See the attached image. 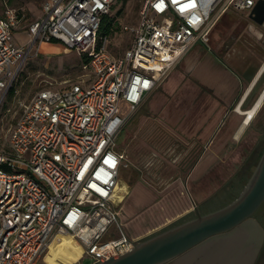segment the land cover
<instances>
[{"label":"built area","instance_id":"2783aa9c","mask_svg":"<svg viewBox=\"0 0 264 264\" xmlns=\"http://www.w3.org/2000/svg\"><path fill=\"white\" fill-rule=\"evenodd\" d=\"M117 1L45 0L23 45L14 32L24 16L9 6L0 15V105L36 45L76 50L94 75L88 87L76 82L36 92L0 148V264H50L66 237L90 264L135 247L118 210L126 194L118 189L125 158L119 135L190 48L208 42L225 13L250 14L259 0H142L137 24L123 27L131 45L115 56L100 28Z\"/></svg>","mask_w":264,"mask_h":264},{"label":"rangeland","instance_id":"374dc122","mask_svg":"<svg viewBox=\"0 0 264 264\" xmlns=\"http://www.w3.org/2000/svg\"><path fill=\"white\" fill-rule=\"evenodd\" d=\"M44 1L0 0V15L9 6L24 16L14 32L16 45L28 42L25 28L41 16ZM141 7L142 0H118L107 14L117 27L109 35L108 45L115 56L123 55L130 47L132 35L123 27L137 24ZM247 24L246 12L225 13L213 27L208 42L199 40L190 48L119 135L117 148L125 158L118 189H129V193L118 210L126 232L137 237L138 243L173 224L194 205L221 208L234 185L254 172L258 164L264 147L257 144L264 133V108L242 128L244 117L235 110L247 86L238 85L229 101L210 87V80L216 77L212 69L220 61L241 73L263 66L264 38L250 34ZM44 44L36 45L29 53L0 105V148L7 144L22 105L36 92L76 82L88 87L94 76L84 69L85 59L76 50H66L60 44H45L42 48ZM263 88L264 78L244 108L253 105ZM120 108L124 114L131 112L125 102ZM254 218L257 224L250 225V229L264 236V204ZM111 231L117 235L114 227ZM70 247L59 255L53 247L52 259L57 257L53 264H61L62 260L68 264L92 262L85 254L76 258V247ZM256 264H264V250Z\"/></svg>","mask_w":264,"mask_h":264},{"label":"water","instance_id":"95a60500","mask_svg":"<svg viewBox=\"0 0 264 264\" xmlns=\"http://www.w3.org/2000/svg\"><path fill=\"white\" fill-rule=\"evenodd\" d=\"M250 18L264 24V0L258 1ZM263 203L264 151L250 179L230 203L145 239L127 253L110 254L99 264H228L222 260L226 257L229 264H253L258 247L246 241L250 223L256 224L254 214Z\"/></svg>","mask_w":264,"mask_h":264},{"label":"crops","instance_id":"0c3cea01","mask_svg":"<svg viewBox=\"0 0 264 264\" xmlns=\"http://www.w3.org/2000/svg\"><path fill=\"white\" fill-rule=\"evenodd\" d=\"M25 29H27V26H26ZM27 34H28V31H27ZM54 46H56V45L54 44ZM55 48H57V47H55ZM261 67L259 68V66H258L256 68H253L249 72L241 73V72H237L235 70H232L231 68H229L227 65H225L223 62L220 61L218 64H216V66H214V69H212L213 71H215L216 77L214 78V80H212V81L210 80V84L212 85L210 87L212 89H214L219 94L220 97L225 98L226 100L229 101V100L232 99V97L234 95L235 88H237L238 85L244 83L247 86V91H246V95L248 94V96L246 97V101H247L251 97V92H249V91L251 90V88L254 85H256L258 83V81H259L258 79L260 78L261 74L264 71V66L262 67V69H261ZM170 74H169V76H170ZM178 77L179 76H177L176 81H177ZM169 84L171 85L172 82H170ZM233 120H235V118L231 119L230 122H233ZM124 192L126 193L125 194V197H126V195L129 193V189H127V191H124ZM195 206L197 207V209L200 208L199 206L194 205V208L189 209L188 211H186L184 213V215L185 214H190V212L191 213L193 212V214H195V212H196ZM131 237H133V236H131ZM133 238L138 239L137 237H133Z\"/></svg>","mask_w":264,"mask_h":264},{"label":"flooded vegetation","instance_id":"af4514ba","mask_svg":"<svg viewBox=\"0 0 264 264\" xmlns=\"http://www.w3.org/2000/svg\"><path fill=\"white\" fill-rule=\"evenodd\" d=\"M246 15H247V18H248V24H247V30H248V32L250 33V34H252L253 36H255L256 38H258V39H263L264 38V24H258V23H256V22H254L251 18H250V14L249 13H246ZM264 66V65H263ZM262 66V67H263ZM262 67H261V69H262ZM263 78H264V71H263V73L261 74V76H260V78L258 79L259 81H258V83L256 84V85H254L252 88H251V90L249 91V92H251V96H252V94L254 93V91L257 89V87L259 86V83L263 80ZM264 89V88H263ZM260 95V94H259ZM245 96V97H244ZM243 97H244V99H243V101H242V103H241V107L242 108H244L245 106H246V103H247V101H246V97L248 96V94L246 95V93H245V95H244ZM258 98V97H257ZM246 101V102H245ZM239 105H240V103H239ZM264 108V101H263V103H262V106H261V108H260V110L258 111V113L260 112V111H262V109ZM244 109H246V108H244ZM248 109V108H247ZM257 144H260V145H263L264 146V133H263V135H262V137H261V139H260V142H258ZM264 148V147H263ZM262 151V150H261ZM258 153V152H257ZM205 214L206 213V211H204V207H200L199 209H197L196 210V212H195V217H197L198 216V214ZM194 217V218H195ZM190 219H193V218H189V219H187V220H185V221H188V220H190ZM255 222H256V224H257V220L256 219H253ZM185 221H182V222H180V223H178V224H181V223H183V222H185ZM178 224H176V225H178ZM254 224L255 223H250V225H253L254 226ZM176 225H174V226H176ZM171 228V227H170ZM252 229V228H251ZM250 228H249V232H250V234H249V236H248V240L246 241V243L247 244H251V245H256L257 247H258V252H257V254H256V257H255V259H254V261H253V264H256V262H257V260L260 258V256H261V254H262V251L264 250V236L263 235H261V234H259V235H257L256 234V231L255 230H251ZM164 231V230H163ZM160 232H162V231H160ZM160 232H158V233H160ZM158 233H156V234H158ZM156 234H154V235H156ZM154 235H152V236H154ZM152 236H150V237H152ZM263 236V237H262ZM150 237H148V238H150ZM148 238H146V239H148ZM145 240V239H144Z\"/></svg>","mask_w":264,"mask_h":264},{"label":"bare ground","instance_id":"6f19581e","mask_svg":"<svg viewBox=\"0 0 264 264\" xmlns=\"http://www.w3.org/2000/svg\"><path fill=\"white\" fill-rule=\"evenodd\" d=\"M47 45V44H46ZM45 44H44V46H42V48H44L45 46H46ZM263 101H264V89L261 91V93H260V95L258 96V98L255 100V102L253 103V105L250 107V108H248V109H244V108H242L241 107V105H238V107L236 108V112L239 114V115H242L243 117H244V121H243V124H242V128H244L246 125H249L251 122H252V120L254 119V117L256 116V114L258 113V111L260 110V108H261V106H262V103H263ZM241 128V129H242ZM241 131V130H240ZM239 131V132H240ZM63 244H57L55 247L57 248V251H58V255L61 253V252H63L66 248H71L70 246H73V247H76L74 250L75 251H77V256H76V258H78V257H80L81 256V254H82V249H81V247L78 245V244H76V243H74L70 238H68V237H66V238H64V240H63ZM73 249V248H72ZM77 249V250H76ZM199 252H195V255L196 254H198ZM213 258L215 259V254H213ZM217 257V256H216ZM53 257H51V258H49V261H50V264H53L54 263V261H55V259L57 258V257H55V259H52ZM213 258H211V259H209V260H211L212 261V259ZM51 259V260H50ZM221 258H217V260H219V261H221L220 260ZM62 260V259H61ZM187 260V259H186ZM222 260H224V262L226 261H229V263H230V260H229V258H227L226 257V259H224V258H222ZM222 262V261H221ZM60 263L61 264H68L69 262L67 261H60ZM228 263V264H229Z\"/></svg>","mask_w":264,"mask_h":264},{"label":"trees","instance_id":"16d2710c","mask_svg":"<svg viewBox=\"0 0 264 264\" xmlns=\"http://www.w3.org/2000/svg\"><path fill=\"white\" fill-rule=\"evenodd\" d=\"M20 12V11H19ZM21 13V12H20ZM22 14V13H21ZM40 17V16H39ZM38 17V18H39ZM36 18V19H38ZM35 19V20H36ZM24 20V18H23ZM34 21V20H33ZM115 29H117L116 27V24L113 23L112 21V18H110L108 15H105L103 17V20H102V24H101V28H100V31L102 34H106V35H110ZM85 62V61H84ZM263 151H264V148L262 149V151L259 153L258 155V159H257V163L259 162V159L261 158L262 154H263ZM253 171L252 172H249V174H247L246 176H244L241 181L237 182V185L235 184L234 187L231 189V192L229 194V197L228 199L226 200V202H224L222 204L221 207L227 205L228 203H230L232 200H234L239 194L240 192L242 191V189L244 188V186L246 185V183L248 182V180L250 179L251 175H252ZM264 204V203H263ZM262 204V205H263ZM260 209V208H259ZM258 209V210H259ZM214 210H217V209H214ZM214 210H211V209H204V211H206V213L208 212H211V211H214ZM257 210V211H258ZM256 211V212H257ZM195 217V214L193 213H190V214H186L182 217H180L179 219H177L173 224H171L170 226L166 227L165 229L163 230H166L170 227H173L174 225L182 222V221H185L189 218H194ZM262 217H259V219H261ZM161 230V231H163Z\"/></svg>","mask_w":264,"mask_h":264}]
</instances>
